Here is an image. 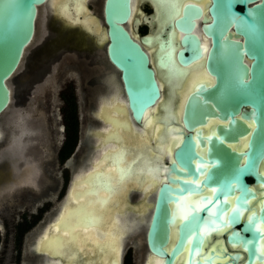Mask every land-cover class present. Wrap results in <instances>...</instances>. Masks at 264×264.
Segmentation results:
<instances>
[{
    "label": "water",
    "instance_id": "water-1",
    "mask_svg": "<svg viewBox=\"0 0 264 264\" xmlns=\"http://www.w3.org/2000/svg\"><path fill=\"white\" fill-rule=\"evenodd\" d=\"M45 1L0 0V80L6 90L0 117L11 106L12 94L18 95L14 104L23 101L9 81L21 82L20 66L28 67L39 50L49 63L64 49L77 50L79 57L86 50L92 57L103 48L105 59L95 58L100 66L88 80L93 85L88 123L98 121L95 110L99 91L107 90V74L120 82L130 118L139 124L145 110L154 104L162 108V96L169 94L160 86L158 69L175 78L199 63L208 78L194 81L180 101L172 100V110L179 106L176 116L160 119L177 141L170 158L157 161L162 179L155 189L145 245L159 259L157 264H264V0H144L131 15V29L125 25L130 0H103L101 16L92 13L101 24L97 35L75 24L78 20L68 23L51 12L53 35L28 54L39 6L47 9ZM153 3L160 5L158 16ZM141 24L148 31L140 33ZM151 42L150 53L146 45ZM18 105L11 118L23 122ZM21 129L24 147L36 131ZM82 143L85 159L71 177L89 162L90 146L81 136L65 162H73ZM19 153L26 161L39 152ZM31 167L25 163L28 173ZM102 182L104 178H97Z\"/></svg>",
    "mask_w": 264,
    "mask_h": 264
},
{
    "label": "flooded vegetation",
    "instance_id": "flooded-vegetation-1",
    "mask_svg": "<svg viewBox=\"0 0 264 264\" xmlns=\"http://www.w3.org/2000/svg\"><path fill=\"white\" fill-rule=\"evenodd\" d=\"M143 7H145L147 11L150 10V8L146 4H144ZM48 26L50 28V22ZM146 31H148L147 25L144 24L140 26L139 28L140 33H143ZM47 38H50V36H47ZM153 45L154 44L152 45L149 44V46H147V50L150 53L152 52L151 48L153 47ZM64 51H68V50L64 49ZM64 51L63 50L59 51L60 55L58 57V60L62 58V52ZM68 52H71V55L73 57H77L81 59L80 61L82 60L83 62L91 61L89 59L90 53L86 50L80 51V57L76 55V52H78L77 50H71ZM58 60H50V62L51 61L55 62ZM81 69L83 70L84 74H86L87 76L86 78L87 82L89 79L90 80L92 79V77L96 74V72H98L97 71L98 68H97V70L95 71L93 70V72L90 74L89 73L90 69L86 66V64L84 65L81 64ZM158 71L164 75V73L160 69H158ZM185 72L182 74L181 78L178 79L176 77L177 80L175 79L176 81L174 82L178 83V86H175V87H170L168 85V80L165 77L166 76L165 74L163 76V79L167 80L166 83H164L163 80H160L162 90H165L166 88L169 91L180 90L181 89L180 83L185 81V78L187 77V74ZM88 73H89V76H88ZM183 75L185 77L184 79H183ZM106 80L107 82L109 80L112 82H111L110 91L108 92V94L107 92L106 93L102 92V94L104 95L102 96V98L98 99L99 103L95 110V114L98 119L97 124L93 125V124L88 123L90 114H89V108L87 107L85 109V113H83L84 118L82 117L80 119V117L78 116L77 101L75 100V113H76V120H77L76 141L70 153L65 158L60 159L61 160L60 162L64 163L63 167L73 164L75 159L73 160L71 164H66L65 159L72 153L73 149L76 146L77 139L79 136H81V142H84L85 139H87L89 146H90V150H91V146L93 150L90 151V154L88 156L90 159V160L88 159L89 160L88 164L84 168L79 169L73 174L71 178L72 179L71 184L69 183L70 186L67 191V194L64 200L62 201V203L59 205L55 214H53V218L51 217V219L49 220L50 218L49 216L47 223L43 225L41 229H39L40 228L39 225L44 223V221H46L47 219L46 213L48 212V210L46 211L43 209L44 203L48 202L49 198L43 199L40 197L49 195V192H50L49 188H51L54 184V176L51 173L50 178H49L47 177V174L45 176V174L42 173V170H41L42 168L39 164L40 160H38V156L33 155V157H31L30 159H25L26 161H22L20 160L21 153H19V151H22L21 149L19 150V148H24V147L27 148V146L29 147L31 145L38 144L36 141L38 140L37 139L38 132L36 128H34L31 125H28L36 132H34L33 138H30L32 142L22 147L23 146L22 138L24 137L22 136V134L19 136V134L22 131L21 128H22V123L24 121L23 122L13 121L11 118L13 113H11V115H9L8 118L4 120V123L2 122V124L0 125V133L2 132L1 133L2 137L0 138V264H53L55 263L56 259L62 260V261L64 260L63 262H65L67 259L70 258L69 257L71 255L70 250H69L70 252L67 251L66 253L67 255L64 254L65 257H58L57 255H55L54 249L52 246L53 238L58 236V234H60L59 233L60 230L57 229L59 218L61 217V215H63L66 212L67 207L71 206L74 202H76L74 199V196H75L74 191H83L84 188L87 186V184L83 182L86 179V177L89 178V176L93 174L94 171H96V168L98 167L97 165L100 163V160H99L101 158L100 155H102V153L105 151L102 148L107 147L105 144V141L107 140L108 133L111 132L114 127H116L115 121H118L121 117H123V116H120V113H121L120 112V105H121L120 97L121 96L119 97L120 95L119 82L116 80V77L114 74H111V76ZM88 84L91 85V83H88ZM92 86L93 85H91V87ZM85 105L86 106L88 105L87 96H86ZM16 109H17V112H20L19 108H16ZM15 113L16 111H14V114ZM128 120L132 122V123L128 122L129 127L131 126L132 128H135L136 123L130 118V115H128ZM82 122H83V125H82ZM13 123H15L14 126L12 125ZM93 123H96V122H93ZM60 130H62L64 133L63 122H62V128ZM63 138H64V135H63ZM93 139L94 140L96 139L97 144L96 142H93ZM61 142L62 141H60V144ZM81 145L84 149L82 159H85V155H86L85 147L86 146L84 147L83 143ZM36 148L44 149V147H40V146H37L34 149ZM47 152L45 153L48 154ZM25 163H29L30 165H32L30 173L27 172L28 171L27 168L25 169ZM7 164L10 165L8 172H6ZM20 172L23 174H26L27 175L25 176L26 178L17 177ZM159 176L162 177V173L159 174ZM39 177H40V182L38 180ZM23 185L30 187V193L19 192V195H18L19 197L15 198V196L17 195L16 188H20ZM150 187L151 185L149 184L148 181L143 185H136V183H130L127 188V191L122 195V197L119 200V207L117 208V213L115 215L118 218V220L116 221L117 227L119 226L118 228L123 230L124 247H125L126 239L128 238V235H130L131 233H135V232L140 233V231H142V230L139 231V229L143 228V225L145 223V219L148 214V204L151 199L150 197L152 196L151 195L152 189H150ZM132 191L139 192L141 194V199L138 202V204L132 203V205L130 204L128 205V203H131L130 193ZM145 206H146L145 211L143 213L139 212ZM40 216L42 219L39 218ZM33 239L35 240H34V243L32 244ZM32 245L34 246L36 250L42 252V257H40L39 259H36L34 257V256H37V254L35 253V250L32 249ZM128 247L125 249L123 248V253L121 256L120 264H133V259L132 257L129 256V251L127 250ZM49 254L50 256H47ZM148 254L150 253L147 250V255L145 256V258H143V261L141 264H145L146 259H147L146 257H148ZM81 262L84 263L85 259L81 260Z\"/></svg>",
    "mask_w": 264,
    "mask_h": 264
},
{
    "label": "bare ground",
    "instance_id": "bare-ground-1",
    "mask_svg": "<svg viewBox=\"0 0 264 264\" xmlns=\"http://www.w3.org/2000/svg\"><path fill=\"white\" fill-rule=\"evenodd\" d=\"M87 1L88 0H46L44 5H46V7L49 5V9L52 10L49 11L47 9V11L54 12L56 17L62 21L64 19L68 23H72L71 20H78L75 24L79 25V23H81L85 28L90 30L93 36H95L100 32L101 24L98 22L99 19L97 20V17L92 16V12L88 9ZM177 1L181 2L183 0ZM197 1L200 4L204 2V0ZM143 2L144 0H130L131 14L125 23L130 29L131 15L135 14V7ZM150 5L152 6V3H150ZM153 6L155 7L154 14L158 16L160 5L158 3H153ZM73 16H75V19H72ZM83 17H86L85 20ZM154 22L156 21L154 20ZM156 26L157 24H153L152 27L156 29ZM102 39H104V37ZM149 44L152 45L154 42ZM149 44L146 45V49ZM186 71L187 77L185 78L183 75L185 81L180 83L181 89L178 91H169L168 96L164 94V96H162L164 99L161 101L162 108H159L157 104L147 108L141 123L136 124L135 128L129 127V111L126 107L125 95L119 82V97H124V100L122 99L120 101V116L123 117L115 121L116 127L113 128V132L111 131L108 133L107 140L105 141L107 147H105L106 149L102 148L105 151L100 155V159L98 157L100 163L97 165L96 171L91 174L92 179L89 180V178L86 177L84 181H88V183H86L87 186L84 190L74 191V199L76 202L67 207L66 212L64 214L62 213L63 215L59 218L57 229L60 230V234L54 238L52 237L54 253L58 257H65L64 254H66L67 251H71L72 253L70 252V258H66L67 260L65 262H63L64 260L56 259L53 264H120L124 248V235L123 230L118 228L119 226L117 227L116 223L118 218L115 214L118 200L120 196L124 194V189H127L126 186L130 183L143 185L148 181L151 185L150 189H152V196L150 197L148 214L146 216L148 221L156 189L155 186H157L158 182L162 179L158 174L162 171V168L159 169V167H156L157 161L163 158L169 159L171 147L174 142L177 141L175 135L172 134L169 128L160 124V119L166 120L172 115L176 116L179 111V106H177L175 110H172V100L177 98L180 101L194 81L208 78L199 63H193V65L186 68ZM158 73L160 74V80H162L165 74L163 75L159 71ZM165 77L170 87L178 86V83L174 82L177 80L176 77H170L169 75ZM181 77L182 76H179L177 78L179 79ZM105 82L108 86L106 88L107 90H104L103 93L110 91L112 81L109 80L107 82V80H105ZM149 117H151V119H149ZM121 151L123 152L121 165L128 170L125 176L119 175L114 170L115 166L112 163L115 156L111 154ZM106 155L109 156V159L107 162H104V157ZM97 172H100L101 175H95ZM97 178H104L106 182L97 183ZM106 183H110L113 186L112 198L110 200L104 199L108 195V192L105 190ZM89 214L103 215L105 218V225H112L111 231L106 230L104 227H92L88 229L76 227L80 225L84 217ZM62 220L63 224H61ZM109 237H112V240H109ZM146 258L145 264H157L159 261L157 257L150 254H148ZM80 259H85V262L82 263L83 261L81 262ZM253 264H256V262Z\"/></svg>",
    "mask_w": 264,
    "mask_h": 264
},
{
    "label": "rangeland",
    "instance_id": "rangeland-1",
    "mask_svg": "<svg viewBox=\"0 0 264 264\" xmlns=\"http://www.w3.org/2000/svg\"><path fill=\"white\" fill-rule=\"evenodd\" d=\"M102 1L103 0L87 1V6L89 11L92 12L93 14H96L98 17L101 16L100 13L102 9L101 7ZM49 8H50L49 5H47V9L49 11L52 10ZM47 9H45V6L43 5L39 6L38 14L36 17L35 34L33 40L31 41L29 47L27 48L28 54L31 52V50L41 45L42 42H44V40L47 38V36L53 35L52 33H54L48 26L51 19L50 17L51 12H48ZM143 9L146 10L145 7H143ZM85 18L86 17H83L84 20ZM98 22L100 23V21ZM142 25L143 24L138 26V31L140 26ZM41 54L42 51L39 50L38 53L35 55V57L28 62L29 66L25 67V69H24V64L22 63V65L19 68V74L23 72L20 78L21 79L20 83L16 81V78L9 81V85L13 93L16 90H18V93L20 94L19 98H23V101L19 105L14 104L16 99L18 100V95L12 94L11 106L7 109L8 111L5 112L0 117V125H1L2 122L4 123V120L8 118L9 116L8 113L11 112L13 113V109L16 107L15 105H18L20 115L23 118L25 117L24 122L22 123V127L31 125L34 128H36L37 132L39 133L37 137V139L39 140V141L37 140L38 144L31 145L29 147L27 146V148L24 147L22 148L21 152L22 153H25L26 151L30 152L37 146L44 147V149L36 148L34 150H37L39 152L37 156H38V160H40L39 164L42 168L41 169L42 173H44L45 176L47 174V177L49 178H50V174L52 173L54 176V184L51 188H49L50 192L48 196L40 197L43 199L49 198V201L45 202L43 207L44 210L46 211L48 210V212L46 213L47 219L46 221H44V223L39 225L40 226L39 229H41L43 225L47 223L49 216L53 218V214H55L56 210L58 209L59 205L62 203V201L64 200L67 194V191L71 184L70 182V184L68 185L70 178H72L71 177L72 173L75 171L77 166L81 164L83 160L82 157H83L84 149L82 145L79 146L77 152L74 154L72 158L73 160L75 159L73 164L63 167L64 163L60 162L61 160L58 157L59 144L60 141H62L64 135L63 131L60 130L62 128V122H63L62 113H61V105L63 104V100L59 94V92L61 91L60 89L62 88L64 90L67 84L72 87L73 94L75 95V100L77 101L78 116L81 119L83 117V113H85L86 107L89 108L90 105L89 97L93 90L92 88L93 86L91 87V85H89L86 80L87 76L86 74H84L83 70L81 69V64L83 65L86 64V66L90 69L89 73L91 74L93 70L94 71L97 70V68L100 66L98 62H95V58L100 56L101 59H105L103 48L96 50V52L92 55V57L89 56V58H91L90 62H86V61L83 62V60L80 61L81 59L77 57H73L71 55V52L64 51L62 52V58H60L58 61L55 62L51 61L48 63L46 59H43L44 56ZM108 68L109 66L105 68V71ZM111 74L112 73L107 74L104 80L108 79L111 76ZM102 92H104V90L99 91V95H98L99 98H102V96L104 95L102 94ZM86 96L88 99L87 106L85 105ZM122 99L124 100V97H121L120 100ZM97 123L98 122L90 123V124L94 125ZM1 133H0V138L2 137ZM93 142H96L97 144L96 139L95 140L93 139ZM91 150H92V146H91ZM45 152H47L48 154H46ZM9 168L10 165L7 164L6 172H8ZM25 176L27 175L20 172L17 177L23 178ZM38 180L40 182V177L38 178ZM128 186L126 187L128 188ZM16 190H17V195L15 196V198L19 197L18 196L19 192L30 193V187L26 185H23L20 188H16ZM124 190L125 191H123V193L127 191L126 188ZM140 199H141V194L139 192L132 191L130 193L131 203H128V205L129 204L132 205V203L138 204ZM119 200H118L117 208L119 207ZM117 208H116V213H117ZM145 209L146 206L139 212L143 213ZM39 218L42 219L41 216ZM146 221L147 218L145 219V223ZM145 223L143 225V228L139 229V231L142 230L140 231V233L139 232L131 233L130 235H128V238L126 239V244L124 249L129 246L127 250L129 251V256L132 257L133 259V264H141L143 258H145V256L147 255V249L144 241V232L146 226ZM34 257L36 259L40 258L38 255Z\"/></svg>",
    "mask_w": 264,
    "mask_h": 264
},
{
    "label": "trees",
    "instance_id": "trees-1",
    "mask_svg": "<svg viewBox=\"0 0 264 264\" xmlns=\"http://www.w3.org/2000/svg\"><path fill=\"white\" fill-rule=\"evenodd\" d=\"M60 96L63 100L61 112L64 124V138L58 149V157L59 159H63L70 153L75 144L77 120L75 113V97L72 87L67 84L64 90L61 89Z\"/></svg>",
    "mask_w": 264,
    "mask_h": 264
},
{
    "label": "snow or ice",
    "instance_id": "snow-or-ice-1",
    "mask_svg": "<svg viewBox=\"0 0 264 264\" xmlns=\"http://www.w3.org/2000/svg\"><path fill=\"white\" fill-rule=\"evenodd\" d=\"M190 35V34H189ZM199 90V88H197ZM0 94L4 96V100H0V110H2L3 103L6 101V90L3 88V81L0 80ZM143 116V112L138 113V120ZM151 119V117H149ZM115 156V159L112 161V163L115 165V171L121 175L125 176L128 173V170L122 167L121 160L123 156V152H117L115 154H111ZM109 159V156L106 155L104 157V162H107ZM95 175L100 176L101 173L97 172ZM92 179V176H89V180ZM83 183H88V181H84ZM105 190L108 192V195L104 198L105 200H110L112 198L113 193V186L110 183L105 184ZM66 219V218H65ZM61 224H63V220L61 221ZM59 227V226H58ZM76 227H83L84 229L92 228V227H104L106 230L111 231L112 225H105V218L103 215H96V214H89L86 217H84L83 222L80 225H77ZM75 230V228H74ZM109 240H112V237H109ZM212 251H218L217 249L213 248ZM211 259V257H209Z\"/></svg>",
    "mask_w": 264,
    "mask_h": 264
}]
</instances>
